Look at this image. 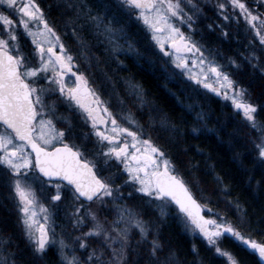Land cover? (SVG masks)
Listing matches in <instances>:
<instances>
[{"label": "snow or ice", "instance_id": "6c2138e0", "mask_svg": "<svg viewBox=\"0 0 264 264\" xmlns=\"http://www.w3.org/2000/svg\"><path fill=\"white\" fill-rule=\"evenodd\" d=\"M49 8L66 17L63 35L71 29L76 52L38 0H0V186L9 190L31 264H40L50 248L56 250L57 264H181L161 239L160 225L144 218L145 209L158 210L157 219L163 221L173 208V218L186 231L198 233L212 257L242 264L237 254L222 246L227 239L254 256L255 264H264V235L256 237L247 209L230 196L223 177L215 179L235 209V222L226 212L208 207L211 198L203 193L201 199L208 203L198 201L190 182L152 138L158 130L176 142L185 134L180 124L131 79L124 81L126 101L113 75L104 72V83L93 87L90 71L111 63L115 74L124 64L122 54L140 55L121 19L141 21L159 50L168 79L186 78L189 99L204 90V96L213 93L230 102L233 115L241 118L237 123L254 133L248 139L255 154L248 184L252 187L259 172L256 188L264 192V120L257 118L264 105L253 102L249 87L237 75L248 67L251 76L264 80V0H55ZM206 11L215 16L206 28L236 41L243 51L225 56L202 43V35L196 38L197 25L210 19ZM233 25L235 31H230ZM22 38L30 41L27 51ZM106 83L112 85L108 98L100 90ZM113 96L117 110L112 108ZM177 101L192 118L191 133L217 131L208 126L210 110L198 100L186 105L179 97ZM64 105L77 110L90 127L80 145L69 142L77 136L72 123L57 116ZM179 119L188 123L184 114ZM57 123L65 127L57 128ZM89 143L93 158L85 159L82 149ZM240 155L236 153V159ZM113 164L117 171H108ZM125 174L127 178L116 183ZM123 188L132 191L125 195ZM137 194L142 203H129ZM62 201L70 231L77 233L71 242L67 225L55 218ZM205 208L211 215L202 214ZM12 243L10 236L0 238V264H24ZM192 252L196 259L190 264H204L195 245Z\"/></svg>", "mask_w": 264, "mask_h": 264}, {"label": "trees", "instance_id": "16d2710c", "mask_svg": "<svg viewBox=\"0 0 264 264\" xmlns=\"http://www.w3.org/2000/svg\"><path fill=\"white\" fill-rule=\"evenodd\" d=\"M48 13L50 18L56 22V26H58L57 22L66 19V17H62L59 12H54L52 9H49ZM206 15L210 17L209 21L215 20L211 11H206ZM200 27L203 34L208 33L210 41L208 42L218 47L220 45V38L217 37L219 31L208 32L205 25ZM229 30L232 31V29ZM240 39H243V36ZM130 40L132 41V39ZM203 40L206 41V38L203 37ZM132 42L134 48L141 54L134 55L133 61L123 60V70L120 69L117 73L138 82L144 89L146 98L163 108L170 115L173 122L179 123L185 130V134L176 142L170 141L166 133L158 130L153 131L152 138L155 143L169 154V158L177 165L180 174L192 185V189L201 204L208 203L207 200L201 199L203 193L204 196L211 198V203H208L209 207L213 208L215 212H226L229 218L235 222V209L227 204L226 198L221 194L220 186L217 185L215 179L216 175L223 177L224 184L229 185L231 188L230 196L234 199L238 198L247 209L252 221V228L257 230L255 235L260 238L261 235H264V192L256 188V180L260 179V173L256 172L252 187L248 184L250 174L248 170L252 168L255 158V154L251 151L252 145L248 143V139L254 133L249 134L246 127L238 124L237 122L241 118L234 116L228 104L223 105L220 99L210 94L206 96L201 94L189 99L188 84L182 83L180 79L170 80L167 78L168 73L162 67L164 61L158 55L155 56L150 52L149 49L152 46L146 43L144 45V41L142 42L141 39ZM233 43L234 40L232 39H227L224 42L226 46ZM240 49L243 51V48L240 47ZM251 72V68L244 67L240 73L242 77H245ZM176 81L181 83L180 86L176 84ZM242 83H244L243 80ZM249 89L254 102L258 105H264V80H261L258 74L250 82ZM177 97L185 105L192 103L193 99L198 100L204 106L205 111L210 110L211 119L208 126L215 127L217 131L215 133H191L192 118L187 116L183 106L178 103ZM181 114H184L188 120L187 124L179 119ZM145 120L146 117L141 119V122L144 123ZM237 128L240 129V132L236 131ZM241 134H244L243 138H241ZM236 153L241 154L239 159H236ZM8 195L7 188L0 186V233L2 236H10L13 241L11 247L17 249L19 258L24 261V264H31L29 253L27 257L25 250L22 247L20 248L22 245L21 233L15 224V216L11 212L12 201L8 198ZM140 202L139 199L129 201V203L134 204ZM154 221L158 222L157 217ZM182 230L179 219H167L160 226L161 239L175 251L181 264H190L194 254L187 251L192 250L193 242ZM195 246L199 250L204 264H221L220 258L212 257L206 246L198 243ZM222 246L237 254L242 259V264H255L256 258L254 256H249L232 244L231 241L224 240ZM40 264H56V262L50 257L48 259L44 258Z\"/></svg>", "mask_w": 264, "mask_h": 264}, {"label": "rangeland", "instance_id": "374dc122", "mask_svg": "<svg viewBox=\"0 0 264 264\" xmlns=\"http://www.w3.org/2000/svg\"><path fill=\"white\" fill-rule=\"evenodd\" d=\"M55 1V0H54ZM214 18H215V16H214ZM213 21V20H212ZM212 21H209V19H202L201 20V22L199 23L200 24V26H204L205 25V29H206V31H208V29L206 28V24H209V23H212ZM125 22H127L126 24H125V26H126V31H127V33H128V38L129 39H132V41L133 40H139V39H141L142 40V42L144 43V45H145V43L146 44H150L152 47L149 49L150 50V52L151 53H153L155 56H159V58H160V55H159V50H158V48H156V46H155V44H154V42H152L151 41V38H150V33L148 32V30H147V28H146V26H144L143 25V23L141 22V21H137V20H135V19H132V20H128V18L125 16V17H123L122 19H121V23H125ZM199 24L197 25V27L200 29V33L197 35V39H201V34L203 35V32H201V27L199 26ZM55 26H56V24H55ZM130 26H134V28H131ZM128 27H130V28H128ZM68 35H63V33L65 32V29L63 30V29H60L59 30V32L61 33V35H62V37H63V39H64V42L74 51V52H76L77 50H78V45H77V43H76V41L71 37V29L69 28L68 30ZM201 42L202 43H205L206 45H208V46H211L210 44H209V42H207V41H205V40H203V39H201ZM22 43L23 44H25V46H26V44H29L30 43V41H28L27 39H24V38H22ZM141 48V47H140ZM142 49V48H141ZM25 50H26V48H25ZM93 51H96V49L95 48H93ZM140 54H141V52H140ZM137 56V54L135 53V52H131V53H127L126 55L125 54H122L121 56H120V59L121 60H123V59H125V60H127V59H129V60H132L133 61V56ZM134 56V57H135ZM131 58V59H130ZM115 65V64H114ZM114 65L112 66V65H110V64H107V66H108V68H109V71H108V74L109 75H111L110 73H113L112 72V69L114 68ZM98 68H100L101 69V67H98ZM121 68H123V65L121 66ZM97 69H96V67H94L93 69H91L90 71H91V73H92V78H94V77H96V76H99L100 74H97V75H95L94 73L96 72V73H98V71H96ZM102 70V69H101ZM95 71V72H94ZM169 71H171V67H169ZM127 79H130V78H127ZM176 79H180V81L182 82H185L186 84H188V86H189V84H190V82H187L186 81V78H183V77H177ZM134 83H137V84H139L138 82H136V81H134V80H132ZM121 83H123L122 85H120V88H123V90H125V83H124V81H121ZM176 84L178 85V86H180V84L181 83H179V82H177L176 81ZM111 89V88H110ZM264 91V90H263ZM125 92V91H124ZM210 95H212L213 97H216V98H218L217 96H215V94H213V93H210ZM120 97L121 98H124L126 101H127V97H126V95L125 94H120ZM104 98H107V97H104ZM114 98V99H113ZM219 99V98H218ZM221 99V98H220ZM112 100L114 101V103L117 105V109H118V107H119V105L117 104V102H116V100H117V98L114 96V97H112ZM225 104H230V102H227V101H223ZM253 102H254V100H253ZM255 103V102H254ZM128 106H131L130 105V102H129V105ZM230 107V106H229ZM231 108V107H230ZM232 110V109H231ZM147 110L145 109V112H146ZM233 111V110H232ZM60 115H62V116H64V117H66L67 118V120L68 121H70L71 123H72V125L74 126V131L77 133V136H75V137H70L69 138V142L71 143V142H75L76 144H79V140H80V137L82 136L80 133H79V130L82 128V127H84L85 126V124H84V122H83V120L82 119H80L81 117L78 115V112H77V110H74V109H71V108H69L67 105H64V106H62V107H60L59 108V110H58V112H57V116H60ZM239 117V116H238ZM240 118V117H239ZM258 120H264V111H260V113H259V115H258ZM142 123V122H141ZM57 128H63V127H65V124L64 123H57ZM145 138H147V137H145ZM123 166L121 165V168H122ZM108 171H111V172H115V171H117V169H116V167H115V164H113V166L108 170ZM108 171H106L104 174L105 175H107L108 174ZM127 178V176H126V174L125 175H123V176H121L120 177V179H118V180H116V183H121V181H123V180H125ZM50 187V190H51V193L52 194H54L55 193V188L54 187H51V186H49ZM8 190V189H7ZM122 191L125 193V195H127V193L129 192V191H132V189H130V188H123L122 189ZM8 194H9V190H8ZM136 199H139V194H137V197L135 198V200ZM133 201H134V199H133ZM43 203H45V204H47L48 203V201H46V200H43L42 201ZM130 202H132V201H130ZM142 202H140L139 204H141ZM209 207V206H208ZM58 209H59V212H58V214L56 215V219H57V221H58V223H63V224H66L67 225V231L70 233V235H68L67 236V239H68V241L69 242H71V235H76L77 233H75V232H71L70 231V223H68L67 222V220H66V218H65V216H64V213H65V210H66V201H62V202H60L59 204H58ZM50 210H52V211H55V209H50ZM67 210H69L70 211V209H67ZM145 211H146V215H145V219H152V220H155V218L156 217H158V210H156V211H153V210H151V209H145ZM11 212H13V214H14V218H15V224H16V226H17V228H18V230L20 231V233H21V246H20V248L22 247V249H24L25 251V253H27L26 254V256L28 257V253H29V250L26 248V241H25V239H24V237H23V233H22V226L21 225H19L18 224V221H17V215H16V212H15V210H14V208H13V203H11ZM204 212H205V214L208 216V215H211L210 213H208V211H207V208H205L204 209ZM215 212V211H214ZM175 215V210H174V208H173V210H172V212L169 214V216L166 218V219H164L163 221H161V220H159V219H157V224H159L160 226L161 225H163L164 224V222L167 220V219H170V218H173V216ZM112 217L111 216H109V219H111ZM179 222H180V224H181V226H182V231H183V233H185V235L190 239V240H192V242H193V245H196L197 243L198 244H203L204 246H206V243L202 240V238L199 236V234L197 233V234H193V233H190V232H188V231H186L185 230V228H184V224L179 220ZM174 228V227H173ZM84 231H87V228H85V229H83ZM57 232H60V228H57ZM3 237H6V236H2L1 235V233H0V238H3ZM151 238V237H150ZM14 248V247H13ZM27 250V251H26ZM78 255L80 254V253H77ZM50 257H52L53 259H54V261L56 262V264H57V261H58V257H57V255H56V250H55V248H50L49 249V251H48V253H47V255H46V257L45 258H50ZM18 258H19V256H18ZM221 259H223V258H221ZM224 264H225V261L224 260H221Z\"/></svg>", "mask_w": 264, "mask_h": 264}, {"label": "flooded vegetation", "instance_id": "af4514ba", "mask_svg": "<svg viewBox=\"0 0 264 264\" xmlns=\"http://www.w3.org/2000/svg\"><path fill=\"white\" fill-rule=\"evenodd\" d=\"M43 0H38V2L39 3H41V6L45 9V11L48 13V10L50 9L49 8V6L50 5H53L54 3H55V1L54 0H44L43 2H42ZM46 2V3H45ZM45 3V4H44ZM51 10V9H50ZM54 12H58L57 10H53ZM207 13H209V12H207ZM211 14H212V12H211ZM212 16H213V14H212ZM48 18L50 19V20H52L51 18H50V16H49V13H48ZM64 21L65 20H61L60 22H57V25L58 26H56L57 27V29H58V31L60 30V29H65L64 27H63V24H64ZM52 22L54 23V25L56 24V22L54 21V20H52ZM207 25V24H206ZM131 28H134V26H130ZM130 27H128V28H130ZM230 29H232V31H235V25H233L232 26V28H230ZM208 32H210L209 30H208ZM203 37H205L206 38V41L208 42L209 41V39H208V37H209V35H208V33L207 34H203L202 35ZM217 37H219L220 38V45L217 47V46H215V45H213V43H209L212 47H217V48H219L220 49V51L221 52H223L224 54H225V56H231V55H234L235 54V52L237 51V50H239V51H241V49H240V45L236 42V41H234V43L232 44V45H225L224 44V42L226 41L224 38H222L221 36H220V34L219 35H217ZM210 42V41H209ZM27 45L28 44H26V51L28 50V48H27ZM92 51H93V49H92ZM95 52V51H94ZM123 60H125V59H123ZM222 63L224 62V61H221ZM110 65H114V64H111V63H109ZM99 67H101V69L100 68H98V67H96V71H98V73H96L95 71V75H97V74H100L99 76H96V77H94V78H92V80H91V83H92V86L93 87H96L97 85H100V84H102V83H104V72H107L108 73V71H109V68H108V66L107 65H105V63H101L100 65H99ZM122 70H123V68H121ZM241 70H239L238 71V73H237V75H238V78L241 80V82H242V80L244 81V86H246V87H249L250 86V82H252V80H253V76L252 77H250L251 75V73H249L248 74V76L247 75H245V77L243 76L242 77V75H241ZM111 75H113L114 76V79H115V87H116V90L120 93V94H125V90H123V88H120V85H122L123 83H121V81H125V79H127V78H125V77H123V75L122 74H120V73H115V74H113V73H110ZM243 78V79H242ZM74 79V78H73ZM112 87V85H111V83H106L105 84V86H104V88H102V89H100L102 92H103V95H104V97H107L108 98V92L111 90L110 88ZM203 91L204 90H202V94H203ZM210 93H208L207 95H209ZM114 97V96H113ZM219 98V97H218ZM114 99V98H113ZM220 99V98H219ZM111 100H112V98H111ZM220 101L222 102V104L223 105H225V103L223 102V100H221L220 99ZM112 108H113V110H117V105L114 103V101L112 100ZM81 119V118H80ZM90 132V127L89 126H84V127H82L80 130H79V133L82 135L81 137H80V140L78 141L79 142V144H77V145H80L81 144V142L83 141V139H84V136H83V134L84 133H89ZM95 137H91V140L92 141H95ZM98 147V146H97ZM91 149H92V144L91 143H89V144H87V146L85 147V148H83L82 150L85 152V159H92L93 158V153H92V151H91ZM187 252H190V253H193L192 252V250H189V251H187ZM194 259H196V257L194 256V258L191 260V261H193ZM217 259H219V258H217ZM220 261L221 260H223V259H219ZM221 264H224L222 261H221Z\"/></svg>", "mask_w": 264, "mask_h": 264}, {"label": "water", "instance_id": "95a60500", "mask_svg": "<svg viewBox=\"0 0 264 264\" xmlns=\"http://www.w3.org/2000/svg\"><path fill=\"white\" fill-rule=\"evenodd\" d=\"M202 214H203V210H202ZM204 215V214H203Z\"/></svg>", "mask_w": 264, "mask_h": 264}]
</instances>
